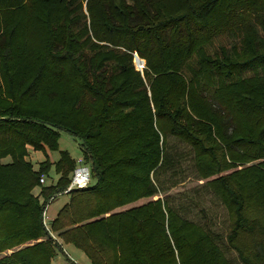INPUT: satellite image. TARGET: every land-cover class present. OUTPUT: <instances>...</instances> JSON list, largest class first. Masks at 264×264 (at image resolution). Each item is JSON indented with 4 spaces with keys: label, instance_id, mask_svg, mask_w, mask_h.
I'll use <instances>...</instances> for the list:
<instances>
[{
    "label": "trees",
    "instance_id": "obj_1",
    "mask_svg": "<svg viewBox=\"0 0 264 264\" xmlns=\"http://www.w3.org/2000/svg\"><path fill=\"white\" fill-rule=\"evenodd\" d=\"M62 131L94 183L52 230L91 264H234L157 198L170 137L227 210L239 261L264 264V0H0V264L59 252L42 214L77 161L26 159L28 145L59 151Z\"/></svg>",
    "mask_w": 264,
    "mask_h": 264
},
{
    "label": "rangeland",
    "instance_id": "obj_2",
    "mask_svg": "<svg viewBox=\"0 0 264 264\" xmlns=\"http://www.w3.org/2000/svg\"><path fill=\"white\" fill-rule=\"evenodd\" d=\"M138 61L145 62L136 54L134 59L135 67L138 71L143 72L146 63L144 66H140L141 68H139ZM60 145L62 150L69 149L72 156L78 160V162L82 160L83 153L80 148V142L75 137L67 132L62 131L59 146ZM168 147V154L171 160H173L174 166L170 167L166 173L160 176V183H158V185L162 194L157 198L166 199L170 206L178 211L185 219L204 226L226 252L228 259H230L234 264H242L239 261L236 252L233 251L227 243L226 237L230 232L227 210L220 200L211 191L204 187V181L197 178V174L194 170L192 155L187 152V150H189L188 147L173 137H170ZM30 148H32V146L28 145V153ZM43 155L44 153L31 156L32 158L34 157L31 160L32 164L38 165L40 160L39 156L43 157ZM51 155V158H55L59 156V153L51 152ZM9 161V158L4 160V162ZM174 172H176V174H174ZM57 179L58 176L53 169L50 175L46 176V183L43 185L49 187L54 184ZM92 183H94V180ZM68 200L69 196L64 194L55 198L48 212L49 218L51 219L53 217V209L60 207ZM147 202L148 201L140 202L136 205H142ZM67 248L72 256L75 255V252H73L71 247L67 245ZM58 255H61L67 259L62 251H59ZM87 259H85L86 263L81 261L79 262L81 264H91L90 260Z\"/></svg>",
    "mask_w": 264,
    "mask_h": 264
},
{
    "label": "built area",
    "instance_id": "obj_3",
    "mask_svg": "<svg viewBox=\"0 0 264 264\" xmlns=\"http://www.w3.org/2000/svg\"><path fill=\"white\" fill-rule=\"evenodd\" d=\"M81 162V161H80ZM78 163L76 169L73 171L70 179V185L61 193L55 194L50 197L48 201L44 204L43 209V225L45 227V230L48 234V236L51 238L53 243L57 245L60 249L59 251L67 257L64 264H81L75 257L72 256L71 253H69V250L67 248V244L59 238V236L53 232L52 230V221L50 220L48 216V209L50 205L53 203L54 199L57 198L60 195H69L72 190L75 189H82V188H88L92 185L93 176H92V167L89 163ZM40 183L45 184L46 183V177L42 176L40 178Z\"/></svg>",
    "mask_w": 264,
    "mask_h": 264
},
{
    "label": "crops",
    "instance_id": "obj_4",
    "mask_svg": "<svg viewBox=\"0 0 264 264\" xmlns=\"http://www.w3.org/2000/svg\"><path fill=\"white\" fill-rule=\"evenodd\" d=\"M61 139V138H60ZM59 144H60V141H59ZM31 149V150H30ZM29 149V156L27 157V161H29V162H31L32 163V159L34 158H32L31 156H35V155H37V154H42V153H44V155H43V157L42 156H39V164L38 165H34V164H32L33 165V169H34V171H38L39 170V167H40V164L41 163H43L44 161H46V157H48L49 159H50V161H51V163L53 164V165H55L59 160H60V158H61V156H60V152L61 151H67V152H69L70 153V155H71V157L73 158V159H75L73 156H72V154H71V151L69 150V149H63L62 150V147H61V145H60V149L61 150H59V151H55V152H58L59 153V156H57V157H55V158H51V152L52 151H50L48 148H46L45 149V151L44 152H41V151H35L34 150V148L32 147V148H30ZM76 160V159H75ZM77 161V165H78V160H76ZM80 163H86L85 162V160H84V156H83V158H82V160H81V162ZM57 176H58V179L60 178V175H58V174H56ZM46 177V176H45ZM58 179L54 182V184H56V182L58 181ZM41 190H40V188H36L35 190H34V195H38L39 196V198H40V200H41V202L43 203L44 202V200H43V197L42 196H40L41 194ZM69 196V195H68ZM68 202H69V200L67 201V202H65L64 204H62L60 207H57V208H55V209H53V217L50 219L51 221H53V220H55L56 218H57V216H58V214H59V212H60V210L65 206V205H67L68 204ZM52 205V204H51ZM50 205V206H51ZM49 210H50V207H49V209H48V212H49ZM69 247H71L72 248V250H73V252H75V255H73L78 261H81V262H85L86 263V260L85 259H87V257H86V255L82 252V251H80V250H78L77 248H75L73 245H68ZM80 254V255H79ZM65 258L63 257V256H61V255H56V257L53 259V262H52V264H64L65 263ZM88 260V259H87Z\"/></svg>",
    "mask_w": 264,
    "mask_h": 264
}]
</instances>
